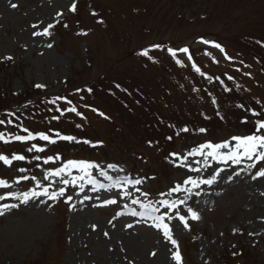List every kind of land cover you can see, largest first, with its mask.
Instances as JSON below:
<instances>
[{"label":"rangeland","instance_id":"obj_1","mask_svg":"<svg viewBox=\"0 0 264 264\" xmlns=\"http://www.w3.org/2000/svg\"><path fill=\"white\" fill-rule=\"evenodd\" d=\"M50 24V35H33ZM0 119L3 135L26 127L57 141L29 152L30 144L4 135L11 142L0 141V155L25 160L0 162V180L10 185L0 196L64 189L54 200L0 199V264H177V252L180 264H264V177L252 178L264 161L189 155L206 143L234 151L232 137L264 134L256 133L264 120V0H0ZM69 161L97 167L75 186L83 175L75 169L43 178ZM216 172L212 185L201 183ZM125 177L142 182L121 185ZM159 199L177 207L160 211ZM125 202L157 209L176 244L159 221L118 217Z\"/></svg>","mask_w":264,"mask_h":264},{"label":"snow or ice","instance_id":"obj_2","mask_svg":"<svg viewBox=\"0 0 264 264\" xmlns=\"http://www.w3.org/2000/svg\"><path fill=\"white\" fill-rule=\"evenodd\" d=\"M13 8H16L17 5L16 4H12L11 5ZM75 3H73V5L71 6L70 10L71 11H75ZM59 15H63L62 13ZM33 27H38L37 25H33ZM54 27V25L50 24L48 25L47 28L44 29L43 33L41 32H36L33 35H50L51 33L49 32V29ZM65 27H67V25H65ZM203 43H210L208 41H202ZM52 45L49 44L48 47H51ZM156 47H159L158 45ZM213 47H216L218 49H220V51H223V49L221 48V46L219 44H213ZM169 53L173 56V58L176 57V51L172 50V49H168ZM179 51L184 52V53H188V49L184 48V49H180ZM138 55L141 56H148V51L145 50L143 52L138 53ZM189 60H191V56L188 57ZM6 59H11V57H6ZM149 59H151V57H149ZM178 64L180 63L179 60L176 61ZM192 67L195 69L196 72H200V69L198 67H196L195 64L192 65ZM229 79H232V77H229ZM37 88H41L43 87V85H36ZM52 103H54V101H52ZM213 103H215V101H213ZM242 107V106H241ZM69 111L75 112L76 109L72 108L69 109ZM9 115H12L11 113H9ZM61 115H63V112H61ZM253 116L259 115V113L256 112H252ZM244 123H247V121H243ZM5 121L0 120V124H4ZM8 123H11V121L9 120ZM256 133H261L262 130H264V120L262 121H257L256 122ZM79 126V125H78ZM25 132H27L28 134L26 136H20V135H15L12 137V140L15 141H19V142H26V141H31V140H35L37 139L36 135H33L31 132L28 131V129H24ZM180 131L182 132H187L188 129L184 128L181 129ZM200 132H205L206 129H199ZM58 139L61 141H74L76 140L75 137H71V136H65V135H60L59 133L56 134ZM39 139L42 141H46L50 144H55L57 141L55 139H50V137L48 135H44V134H40L39 135ZM232 140L236 141V144L234 145L235 150L233 151L232 148H230V145L228 143H221V144H216L213 145L211 143H206L202 146H200L196 151H192L189 153V155L191 156H195V155H199V154H204L205 158L207 157H211L212 159H218L220 161H224L227 162L229 160L233 161L236 164H239L241 162L242 159H248V160H253V158H255L256 162H260V161H264V134H253V135H249V136H245V137H232ZM0 141L4 142V143H10L11 141L6 139L5 136L0 133ZM79 142V141H76ZM84 143H89L88 141H84ZM33 149H35L37 152H43L44 149L43 148H38L37 145L32 144L31 147L28 149L29 152L33 151ZM205 149L209 150L205 152ZM222 149H228L227 153H221L220 150ZM174 157L176 156V154H172ZM35 159L39 160L40 157H35ZM51 159V158H49ZM57 159H59V157H57ZM13 160L15 161H23L25 160V157L23 155H13L11 157V159H9L8 157L4 156V155H0V162H3V164L5 165H11ZM49 162L48 159L44 160V163L47 164ZM97 167V165L90 163V162H76V161H69L67 164H65L63 167H60L58 170L47 173L43 178L45 180L48 179L49 176H55V177H59L61 176V174H66V175H70V172L68 171L69 169H75L78 170L80 172L83 173V175L79 176V177H75L72 180V184L73 186H75L76 184V180H84L85 176H91V173L88 171L89 169L95 168ZM109 168H112V165L108 166ZM248 167L252 168V167H256V164H252V165H248ZM196 171H199V169H195ZM21 172L24 171V169H20ZM101 175H107L104 172L100 173ZM219 175V172H216L213 177L211 179H207V180H202L201 183L203 184H207V185H212L215 182V178L216 176ZM236 175H239V173H236ZM264 177V170H260L258 171L255 175L252 176L253 179H258V178H262ZM23 179H28L27 177H23ZM33 179H35V177H33ZM19 183V181H17ZM141 180L140 179H129L128 177H125L123 180L119 181V183L121 185L123 184H128V185H140L141 184ZM63 183L65 185H67L69 183L68 180H64ZM88 183L92 184L93 186L96 184V181L93 179H89ZM185 183H190L193 186H197V182L195 180H192L191 178H189L188 180L185 181ZM41 185L39 183H37V187H40ZM10 187V185L3 180H0V188H7ZM101 188H103V185H100ZM81 190H83L81 188ZM181 187L180 185H177L175 188L171 189L168 193V195H171L172 192H179L181 191ZM137 191H139V189H137ZM143 195H147V193H142ZM264 194V193H262ZM64 195V189H60L58 192H53V193H49L47 187H44L43 190L39 193L32 191L31 193L28 192H24L20 195H15L12 193H9L8 196H0V199H5V198H15L20 200L21 203L26 204L29 202V200L33 199V198H38L39 196H48V198L50 200H54L56 199L58 196H63ZM127 195V193H126ZM69 200L71 199V197L68 198ZM85 199H89V197L85 196ZM107 204H116L117 201L115 199H109L106 201ZM133 204H139L140 201L138 199H133L132 200ZM185 203V201H179V204H183ZM161 204L169 209L172 208H176L177 207V202L173 201V202H169L168 200H164L161 201ZM18 207V205H4V208H15ZM157 211V209L153 208L151 205H147L145 206V211L141 212V213H137L135 211H133L131 213V215L136 216V215H141V216H149L154 220L159 221V223L156 225V227L158 229H162L163 230V235L173 244H176V241L172 238L171 235V229L169 228V226L167 224L164 223V216H159V217H154L151 216V213ZM188 213H190V218L193 221H198L200 219V215L196 212L193 211V209L191 207L188 208ZM0 215H4V211L3 209H0ZM178 220L183 224V227L185 229L189 228V224L188 221L186 219L185 216H178ZM127 227L131 228L132 224H128ZM93 230L96 229V225H92ZM236 231V230H234ZM105 236L108 235L107 232L104 233ZM153 256L156 255V253H152ZM174 259L177 261V264H180V255L177 252L176 255L174 256Z\"/></svg>","mask_w":264,"mask_h":264},{"label":"trees","instance_id":"obj_3","mask_svg":"<svg viewBox=\"0 0 264 264\" xmlns=\"http://www.w3.org/2000/svg\"><path fill=\"white\" fill-rule=\"evenodd\" d=\"M0 130H5L4 125L0 124Z\"/></svg>","mask_w":264,"mask_h":264}]
</instances>
